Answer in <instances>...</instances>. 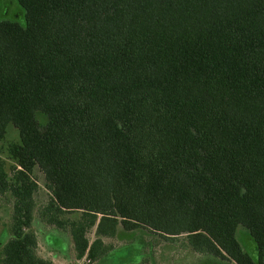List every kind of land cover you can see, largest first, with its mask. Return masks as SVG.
<instances>
[{
	"label": "trees",
	"instance_id": "16d2710c",
	"mask_svg": "<svg viewBox=\"0 0 264 264\" xmlns=\"http://www.w3.org/2000/svg\"><path fill=\"white\" fill-rule=\"evenodd\" d=\"M17 1L25 24L0 20V264H54L35 216L76 261L143 231L264 264V0Z\"/></svg>",
	"mask_w": 264,
	"mask_h": 264
},
{
	"label": "rangeland",
	"instance_id": "374dc122",
	"mask_svg": "<svg viewBox=\"0 0 264 264\" xmlns=\"http://www.w3.org/2000/svg\"><path fill=\"white\" fill-rule=\"evenodd\" d=\"M0 20L14 21L20 25L25 24V11L17 0H0ZM18 141L17 130L11 125L7 128L6 141ZM9 163V162H8ZM41 187V177L37 178ZM37 197L40 205L44 201V190ZM46 194V193H45ZM37 236V255L54 264H86L82 259L76 261L72 243L68 232L60 231L53 226L42 223L35 216L32 223ZM10 238V199L0 197V253L7 240ZM236 238L242 249L251 257H256L255 244L248 231L238 226ZM154 236L143 231L133 234L125 233L116 239L106 241L114 251L104 259L92 261L90 264H233L220 262L208 255H197L189 249L180 248L168 242L154 243ZM1 257V256H0Z\"/></svg>",
	"mask_w": 264,
	"mask_h": 264
},
{
	"label": "built area",
	"instance_id": "2783aa9c",
	"mask_svg": "<svg viewBox=\"0 0 264 264\" xmlns=\"http://www.w3.org/2000/svg\"><path fill=\"white\" fill-rule=\"evenodd\" d=\"M82 260H83L86 264H90V260H89L88 258L84 257Z\"/></svg>",
	"mask_w": 264,
	"mask_h": 264
}]
</instances>
